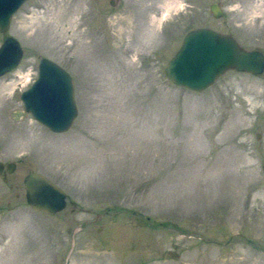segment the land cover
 Instances as JSON below:
<instances>
[{"label":"rangeland","instance_id":"obj_1","mask_svg":"<svg viewBox=\"0 0 264 264\" xmlns=\"http://www.w3.org/2000/svg\"><path fill=\"white\" fill-rule=\"evenodd\" d=\"M19 8L0 33L23 49L0 77V162L16 163L0 173V264H264V71L229 69L203 92L163 73L198 27L264 55V0ZM41 57L73 78L78 111L62 133L10 115ZM29 172L66 192L64 209L28 207Z\"/></svg>","mask_w":264,"mask_h":264},{"label":"water","instance_id":"obj_2","mask_svg":"<svg viewBox=\"0 0 264 264\" xmlns=\"http://www.w3.org/2000/svg\"><path fill=\"white\" fill-rule=\"evenodd\" d=\"M24 1L0 0V33L8 30L12 14ZM209 9L213 17L220 18L222 12L216 3H211ZM181 41L175 54L164 65L163 73L171 84L191 92H203L229 69L252 75L264 71V55L260 50L241 49L235 38L220 35L215 30L204 27L190 29ZM22 51L17 39L11 36L4 38L0 45V77L17 68ZM36 69L33 82L19 94L22 110H14L11 117L19 120L28 114L50 132L67 131L77 113L73 78L66 69L46 57L38 60ZM2 168L0 163V173ZM14 168V163L7 164L8 172ZM261 170L264 173V163ZM22 182L25 203L34 212L55 215L65 208L66 192L41 173L25 174Z\"/></svg>","mask_w":264,"mask_h":264},{"label":"flooded vegetation","instance_id":"obj_3","mask_svg":"<svg viewBox=\"0 0 264 264\" xmlns=\"http://www.w3.org/2000/svg\"><path fill=\"white\" fill-rule=\"evenodd\" d=\"M1 163H2V162H1ZM9 163H14V166H15V164H16V163H15V162H13V161H11V162H8V163H6V164H3V163H2V164H3L2 171H3V170H5L6 172H8V171H7V164H9ZM2 171H1V173H2Z\"/></svg>","mask_w":264,"mask_h":264}]
</instances>
